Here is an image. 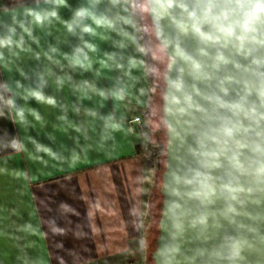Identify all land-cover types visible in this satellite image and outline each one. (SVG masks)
I'll list each match as a JSON object with an SVG mask.
<instances>
[{"label": "crops", "instance_id": "obj_1", "mask_svg": "<svg viewBox=\"0 0 264 264\" xmlns=\"http://www.w3.org/2000/svg\"><path fill=\"white\" fill-rule=\"evenodd\" d=\"M87 6L67 0L59 20L38 27L26 9L50 10L46 0H0V37L15 29L13 39L24 40L23 50L0 49V96L24 111L21 120L0 101V264H144L152 180L141 152L149 136L127 125L141 115L149 127L143 30L136 0H100L94 10L120 17L117 30L69 33L63 21ZM84 41L96 46L88 69L65 58ZM29 89L55 104L25 99ZM120 89L123 99L112 95Z\"/></svg>", "mask_w": 264, "mask_h": 264}, {"label": "water", "instance_id": "obj_2", "mask_svg": "<svg viewBox=\"0 0 264 264\" xmlns=\"http://www.w3.org/2000/svg\"><path fill=\"white\" fill-rule=\"evenodd\" d=\"M146 6L168 57L153 264H264V8Z\"/></svg>", "mask_w": 264, "mask_h": 264}, {"label": "clouds", "instance_id": "obj_3", "mask_svg": "<svg viewBox=\"0 0 264 264\" xmlns=\"http://www.w3.org/2000/svg\"><path fill=\"white\" fill-rule=\"evenodd\" d=\"M100 2V0H89V5L87 7H80L78 8L73 18L70 21H63V24L66 28V30L71 34H76L77 29H79V32L81 34L87 33L89 35H96L97 29H109V30H117V23L121 19L120 17H109L105 14H97V12L94 10L95 6ZM113 4L119 3V0H111ZM261 7L264 8V0H258ZM46 3H49L53 5V7L50 10H35V9H26V15L28 17H31V23L38 27H44L46 24H51L53 20H59V13L58 9L61 7L66 6L67 0H46ZM87 21H91V23H88ZM129 21H125V23H128ZM20 27L26 32L29 36H31V30L28 27H25V25L22 23ZM10 35L6 37H0V49L3 48H9L11 49L13 46L16 48H20L23 50L24 40L23 36L20 37L19 40L13 39V36L15 34V29H10ZM124 35H127V33H124ZM81 39H83V36H81ZM123 46V45H122ZM87 50V51H86ZM53 52L56 51V49H52ZM96 46L88 41H84L83 47H77L74 50L73 55L69 57H65L66 59H70V63L73 67H79L88 69L91 67V60L88 55L89 52H95ZM50 60L52 59L51 56L48 57ZM4 59V54L2 51H0V61ZM109 60H112V56H108ZM133 66L135 64L134 61L130 62ZM117 67H122V65H117ZM19 87V85H17ZM100 95H104L103 92L100 93ZM113 96H115L118 99L124 98V90L120 89L117 92L112 93ZM28 97L35 98L37 101H45L49 104L54 105L55 100L52 98H45L42 91L39 89H29L26 90V95L24 96L25 99ZM0 101H3L7 106L10 108L16 109L15 101L12 98H9L7 100H4L2 96H0ZM17 116L22 120L24 117V111L23 109H16ZM33 115L36 116V119H40L39 115L33 112ZM15 146V144L13 145ZM37 148L39 151H43L47 153L48 155L52 156L53 158H56L55 153H52L50 149L44 148L40 145H37Z\"/></svg>", "mask_w": 264, "mask_h": 264}, {"label": "rangeland", "instance_id": "obj_4", "mask_svg": "<svg viewBox=\"0 0 264 264\" xmlns=\"http://www.w3.org/2000/svg\"><path fill=\"white\" fill-rule=\"evenodd\" d=\"M146 0H140L136 4L137 14L139 16V21L143 30V40L145 44V51L147 53L148 61L150 63L152 82H153V97L150 104V109L146 113V117L149 122L147 136H149V141L142 148V152L145 153V162L147 168L150 171V177L152 180L151 191L149 193L148 210H147V221H146V235H145V261L144 264H153L151 253L154 250L150 246L149 236L153 237L154 233L150 231L155 226V221L158 218V214L154 211V203L160 193L161 186V175L164 167L165 159V145H166V135H165V125L163 124L162 118V101H163V89H164V74L166 72V66L168 63V57L165 54L164 48L161 47L155 38L154 30L151 22L147 16ZM154 145L162 146L155 150ZM141 152V153H142ZM160 215V213H159ZM157 217V218H156ZM158 230V229H157ZM152 234V235H151ZM150 238V239H151ZM156 241V240H155Z\"/></svg>", "mask_w": 264, "mask_h": 264}, {"label": "trees", "instance_id": "obj_5", "mask_svg": "<svg viewBox=\"0 0 264 264\" xmlns=\"http://www.w3.org/2000/svg\"><path fill=\"white\" fill-rule=\"evenodd\" d=\"M138 2H140V0H136V4L138 3ZM147 8V7H146ZM147 55V54H146ZM147 67H148V74H149V79H150V82H151V86H152V89H153V82H152V74H151V69H152V67L150 66V63H149V61H148V57H147ZM152 97H153V93L151 94V100H152ZM151 104V103H150ZM149 109H150V106H149ZM148 109V110H149ZM154 148L155 149H158V148H162V146H158V145H154ZM157 198H159L158 199V202L156 201L155 203H154V206H155V209H154V211L156 212V214H158V218L156 219V221H155V226H156V228L155 227H153V229L150 231V233H154V230L156 229V232H155V235L153 234V237L154 238H151L150 236H149V239L147 240V242L150 240V246H151V248L153 249V247H155V240H156V237H157V232H158V220H159V213H160V208H161V203H162V195L159 193V196L157 197ZM152 235V234H151ZM151 238V239H150ZM152 254V253H151Z\"/></svg>", "mask_w": 264, "mask_h": 264}, {"label": "built area", "instance_id": "obj_6", "mask_svg": "<svg viewBox=\"0 0 264 264\" xmlns=\"http://www.w3.org/2000/svg\"><path fill=\"white\" fill-rule=\"evenodd\" d=\"M127 125L131 133H134V134H144L145 133V124H144L143 117L141 115H136L128 119ZM142 155L143 157H145V153L142 152Z\"/></svg>", "mask_w": 264, "mask_h": 264}]
</instances>
